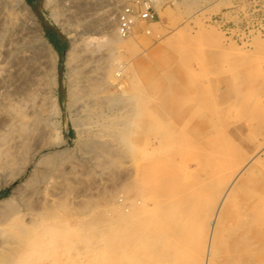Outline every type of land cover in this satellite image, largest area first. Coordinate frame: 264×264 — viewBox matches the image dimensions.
Returning a JSON list of instances; mask_svg holds the SVG:
<instances>
[{
  "label": "rangeland",
  "instance_id": "obj_1",
  "mask_svg": "<svg viewBox=\"0 0 264 264\" xmlns=\"http://www.w3.org/2000/svg\"><path fill=\"white\" fill-rule=\"evenodd\" d=\"M151 1L124 38L127 0H0V154L24 141L25 164L45 160L11 158L0 199L25 185L42 216L85 225L70 264H264V0Z\"/></svg>",
  "mask_w": 264,
  "mask_h": 264
},
{
  "label": "bare ground",
  "instance_id": "obj_2",
  "mask_svg": "<svg viewBox=\"0 0 264 264\" xmlns=\"http://www.w3.org/2000/svg\"><path fill=\"white\" fill-rule=\"evenodd\" d=\"M53 0H46V3L50 4ZM18 11L20 12V14L22 16H24L28 21H30L31 23L33 22V17L28 9V7L24 4V3H19L18 4ZM55 17V16H54ZM56 19V18H55ZM29 23V22H27ZM33 27V26H32ZM65 30V29H64ZM35 38L37 40V42L43 47L45 48L52 56L53 58L55 57V54L53 53V51L51 50L50 46L48 43H46V41L40 36L37 27H35ZM122 38L120 36H116L113 38L112 42L116 45ZM125 40V39H124ZM121 42V41H120ZM119 45V44H118ZM112 47V46H110ZM68 55V54H67ZM54 97V96H53ZM23 98V96H22ZM52 98V97H51ZM28 100V99H27ZM49 101V100H48ZM30 103V102H29ZM47 104V103H46ZM48 107H50V109L53 111V113H56V108H57V104H56V99L53 98L49 105H47ZM24 108V107H23ZM47 108V107H46ZM41 109V108H40ZM50 112V111H49ZM58 112V111H57ZM51 113V112H50ZM30 115H32L30 113ZM51 116V115H50ZM147 121V120H146ZM21 122V121H20ZM25 123V122H24ZM29 123V122H28ZM128 123V122H127ZM32 124V122H31ZM190 124V123H189ZM22 125V128L25 126L24 124H20ZM176 125V124H175ZM48 126V124H47ZM166 126V125H165ZM36 127V126H35ZM20 128V127H19ZM56 128V127H55ZM58 129V128H57ZM20 130V129H19ZM33 130V129H32ZM128 132V131H127ZM181 132V131H180ZM22 133V132H21ZM23 134V133H22ZM129 134V133H128ZM28 135V134H27ZM134 135V134H133ZM134 137V136H133ZM22 138V137H20ZM2 139V136L0 135V140ZM31 139V138H29ZM33 139V138H32ZM129 139V138H128ZM223 140V139H222ZM35 141V140H34ZM126 141V140H125ZM157 141V140H156ZM129 142V141H128ZM139 142V141H138ZM150 142V141H149ZM125 143V142H124ZM127 143V142H126ZM19 144V146H18ZM16 146H18V148L13 150V154L10 156L8 155L6 152H1L0 154V172L1 171H5L6 169H8V166L10 165V159L12 158H16L18 163H22L20 166V171L22 173L26 172L27 169L29 168V166L34 165V161L38 160L39 156L41 155L40 150L35 151L30 160L25 164V156H26V145L25 142L22 141L21 143L19 142ZM37 145V144H36ZM128 145V144H127ZM131 145V144H130ZM157 145V144H156ZM29 146V145H28ZM132 147V146H131ZM129 147V148H131ZM175 147V146H174ZM13 149V148H12ZM39 149V148H38ZM226 149V148H225ZM174 150V149H173ZM203 151V150H202ZM12 152V151H11ZM10 153V152H9ZM132 153V152H131ZM51 154V153H50ZM136 154V153H135ZM28 155V154H27ZM30 155V154H29ZM165 155V154H164ZM173 155V154H172ZM196 155V154H195ZM213 157V156H212ZM50 158V157H49ZM157 159V158H156ZM162 159V157H161ZM171 159V158H170ZM195 159V158H193ZM44 159H39L37 161V163H35V166L40 165V162H42ZM50 160V159H49ZM216 160V159H215ZM45 161V160H44ZM133 161V160H132ZM136 161V160H135ZM187 161V160H186ZM193 161V160H192ZM219 161V160H218ZM49 162V161H48ZM140 162V161H139ZM45 163V162H44ZM186 163V162H185ZM135 164V163H134ZM252 164V163H251ZM46 166V165H45ZM186 166V165H185ZM246 166V164H245ZM244 166V167H245ZM143 167V166H142ZM183 167V166H182ZM17 168V169H18ZM192 168V166H191ZM10 169V168H9ZM188 170V168H186ZM34 170V169H33ZM49 170V169H48ZM191 170V169H190ZM19 171V172H20ZM37 171V170H36ZM51 171V170H49ZM184 172V171H183ZM215 173V172H214ZM38 174V173H36ZM184 174V173H183ZM30 175H33V180H42L41 177L40 179L37 176H34V174L30 173ZM44 175V174H43ZM30 176V177H31ZM42 176V174H41ZM59 176V175H58ZM185 176V175H184ZM236 176V175H235ZM29 177V179H30ZM32 178V177H31ZM43 178V177H42ZM187 178V176H186ZM190 178V177H189ZM32 180V179H30ZM29 180V181H30ZM6 181V180H5ZM43 181V180H42ZM229 183V182H228ZM233 183V182H232ZM36 184V183H35ZM33 185V184H32ZM45 185V184H44ZM31 186V185H30ZM228 186V185H227ZM26 187L25 185L18 187L17 190H13V192L11 193L10 196H8L7 198H2L0 199V264H17V259L19 257V255L21 254V252L23 251V249L26 246V237L28 236L31 228L33 227V225L35 224V222L42 217L41 214L39 213L40 211H37V209H35V204L30 202L29 200H27V197L25 196V193L23 191L19 190L21 188ZM29 187V186H28ZM140 188V187H139ZM230 188V187H229ZM138 189V188H137ZM231 189V188H230ZM22 190V189H21ZM224 191H226L224 189ZM230 192V190H229ZM228 192V193H229ZM193 193V192H192ZM199 193V192H198ZM227 193V192H226ZM31 194V193H30ZM53 194V193H52ZM196 194V193H195ZM40 195V193H39ZM128 195V194H127ZM195 196V195H194ZM129 197V196H128ZM215 197V196H214ZM39 198V196H38ZM221 198V196H220ZM136 199V198H135ZM233 199V198H232ZM115 200V199H114ZM149 200V199H148ZM219 200V199H218ZM255 201V200H254ZM49 202V201H48ZM164 202V201H162ZM220 202V201H219ZM43 203V201H42ZM141 203V202H140ZM139 202L137 203L136 201H133L132 199L127 200V202H125L124 204V210L123 213L119 212V216L123 219L125 225H124V234L122 235V241L124 243L125 246H132L135 244V242L138 240V234L140 233V229L137 227L132 228V221L133 218L135 216V211L139 210L140 207L142 206ZM145 203V202H143ZM222 203V202H221ZM146 205V204H145ZM144 205V208L147 207ZM217 207V206H215ZM221 207V206H219ZM73 208V207H72ZM122 208V207H121ZM149 209L151 208V206L148 207ZM45 209V208H44ZM54 209V208H53ZM116 209V208H115ZM137 209V210H136ZM220 209V208H218ZM36 210V211H34ZM57 210V209H56ZM70 210V209H69ZM114 210V209H113ZM117 210V209H116ZM251 210V209H250ZM255 210V209H254ZM45 211V210H44ZM71 211V210H70ZM119 211H121L119 209ZM215 211V210H214ZM213 211V212H214ZM221 211V210H220ZM148 213V211H145ZM144 212V214H145ZM212 212V215H213ZM48 213V212H47ZM53 213H56L55 211ZM74 213V212H73ZM99 213V212H98ZM101 213V212H100ZM99 213V214H100ZM113 213V212H112ZM219 211H217V215ZM40 214V215H39ZM43 214H45L43 212ZM143 214V212H142ZM48 215V214H47ZM51 215V214H50ZM122 215V216H121ZM211 215V216H212ZM222 215V214H221ZM258 215V214H257ZM41 216V217H40ZM97 216V215H96ZM115 216V215H114ZM118 216V215H117ZM210 216V217H211ZM108 217V216H107ZM144 217V216H143ZM73 218V217H71ZM69 218V219H71ZM100 218H102L100 216ZM118 218V217H117ZM215 218V217H214ZM76 219V218H75ZM107 219V218H106ZM116 219V218H115ZM121 219V220H122ZM152 219V218H151ZM74 220V219H73ZM102 220V219H101ZM114 220V219H112ZM89 221V220H88ZM98 222V221H97ZM116 222V221H115ZM232 222V221H231ZM235 222V221H234ZM110 223V228L113 226L114 222L109 221ZM117 223V222H116ZM211 224V228L213 229V233L216 230V219L212 220L209 222ZM221 224V223H220ZM108 226V224H107ZM123 226V225H122ZM221 226V225H220ZM91 228V227H90ZM103 228V227H102ZM106 228V227H105ZM108 228V227H107ZM119 228V227H118ZM123 228V227H122ZM210 228V227H209ZM226 228V227H225ZM115 229V228H114ZM208 229V228H207ZM106 230V229H105ZM112 230V229H111ZM119 233H120V229ZM109 231V230H108ZM115 231V230H114ZM123 231V230H122ZM210 231V232H211ZM118 232V231H117ZM107 233V232H106ZM113 233V230L112 232ZM212 233V234H213ZM226 233V232H225ZM102 235V234H101ZM109 235V234H108ZM114 235V234H113ZM112 236V235H111ZM107 237V236H106ZM110 237V236H109ZM209 237V236H208ZM103 238V237H102ZM113 238V236L111 237ZM213 238V237H211ZM207 239V236H206ZM250 239V238H249ZM103 240V239H102ZM101 240V241H102ZM108 240V239H107ZM106 240V241H107ZM112 240V239H111ZM247 240V239H246ZM208 241V240H206ZM235 241V240H234ZM108 242V241H107ZM112 242V241H111ZM103 243V241H102ZM249 243V242H248ZM99 244V242H98ZM109 244V243H108ZM206 244V243H205ZM105 245V244H104ZM112 245V244H111ZM89 247V245H88ZM97 247V246H96ZM106 247V246H104ZM208 247V246H207ZM112 248V247H111ZM214 248V247H213ZM246 248V247H245ZM86 249V248H85ZM103 249V247H102ZM101 249V250H102ZM211 249V248H210ZM94 250V249H93ZM233 250V249H232ZM81 251V250H80ZM103 251V250H102ZM106 251V248H105ZM103 251V253L105 252ZM211 251V250H210ZM258 251V250H257ZM207 252V251H206ZM209 252V251H208ZM102 253V252H101ZM97 254V251H96ZM205 254V253H204ZM252 254V253H251ZM90 255V254H88ZM211 255V254H210ZM206 256V255H205ZM204 256V258H205ZM89 257V256H88ZM87 257V258H88ZM92 257V256H91ZM210 256H207V258H209ZM250 257V256H249ZM215 258V257H214ZM212 259V258H211ZM217 259V258H216ZM70 260V259H69ZM88 260V259H87ZM91 260V259H90ZM213 260V259H212ZM211 260V261H212ZM220 260V259H219ZM248 260V259H247ZM83 261V260H82ZM89 261V260H88ZM96 261V260H95ZM76 262V261H75ZM87 262V261H86ZM90 262V261H89ZM94 262V261H92ZM204 262H207L206 260ZM78 263V262H76ZM247 263V262H246ZM94 264V263H93ZM207 264V263H206Z\"/></svg>",
  "mask_w": 264,
  "mask_h": 264
},
{
  "label": "clouds",
  "instance_id": "obj_3",
  "mask_svg": "<svg viewBox=\"0 0 264 264\" xmlns=\"http://www.w3.org/2000/svg\"><path fill=\"white\" fill-rule=\"evenodd\" d=\"M90 243L85 225L52 213L35 222L17 264H70L67 258Z\"/></svg>",
  "mask_w": 264,
  "mask_h": 264
},
{
  "label": "built area",
  "instance_id": "obj_4",
  "mask_svg": "<svg viewBox=\"0 0 264 264\" xmlns=\"http://www.w3.org/2000/svg\"><path fill=\"white\" fill-rule=\"evenodd\" d=\"M152 2L151 0H127L117 14V33L126 38L132 34L138 21L153 19Z\"/></svg>",
  "mask_w": 264,
  "mask_h": 264
},
{
  "label": "trees",
  "instance_id": "obj_5",
  "mask_svg": "<svg viewBox=\"0 0 264 264\" xmlns=\"http://www.w3.org/2000/svg\"><path fill=\"white\" fill-rule=\"evenodd\" d=\"M45 38L47 39V41L49 42V44L57 51L59 52V48L58 45L56 44V42L51 39L50 37H48L47 35H45Z\"/></svg>",
  "mask_w": 264,
  "mask_h": 264
},
{
  "label": "water",
  "instance_id": "obj_6",
  "mask_svg": "<svg viewBox=\"0 0 264 264\" xmlns=\"http://www.w3.org/2000/svg\"><path fill=\"white\" fill-rule=\"evenodd\" d=\"M43 39H45L44 37H42Z\"/></svg>",
  "mask_w": 264,
  "mask_h": 264
}]
</instances>
